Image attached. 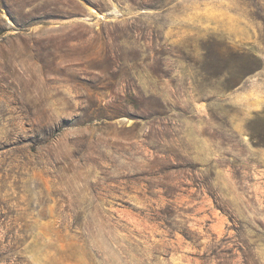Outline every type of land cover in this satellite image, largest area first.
Returning <instances> with one entry per match:
<instances>
[{
	"label": "rangeland",
	"instance_id": "rangeland-1",
	"mask_svg": "<svg viewBox=\"0 0 264 264\" xmlns=\"http://www.w3.org/2000/svg\"><path fill=\"white\" fill-rule=\"evenodd\" d=\"M0 264H264V0H0Z\"/></svg>",
	"mask_w": 264,
	"mask_h": 264
}]
</instances>
